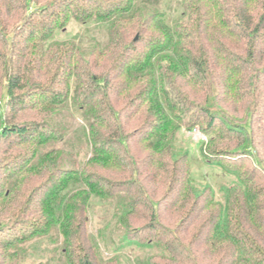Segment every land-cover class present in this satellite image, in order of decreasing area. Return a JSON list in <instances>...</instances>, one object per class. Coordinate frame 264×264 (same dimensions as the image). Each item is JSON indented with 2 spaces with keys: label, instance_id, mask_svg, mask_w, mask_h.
I'll return each instance as SVG.
<instances>
[{
  "label": "trees",
  "instance_id": "trees-1",
  "mask_svg": "<svg viewBox=\"0 0 264 264\" xmlns=\"http://www.w3.org/2000/svg\"><path fill=\"white\" fill-rule=\"evenodd\" d=\"M158 1L0 0V264H120L114 229L138 264H264V0ZM196 127L222 200L176 148Z\"/></svg>",
  "mask_w": 264,
  "mask_h": 264
},
{
  "label": "rangeland",
  "instance_id": "rangeland-1",
  "mask_svg": "<svg viewBox=\"0 0 264 264\" xmlns=\"http://www.w3.org/2000/svg\"><path fill=\"white\" fill-rule=\"evenodd\" d=\"M147 4L149 0H142ZM172 1H180V0H172ZM159 8H165L167 0H159L158 1ZM171 4V2H168ZM173 6V4H172ZM169 6L170 8H173ZM168 11V8L165 9ZM83 28H81L77 24H72L68 27L65 34H61L59 38L68 39V38H77L79 39V35L84 34ZM88 37L84 38L85 45L88 44ZM68 122L73 124V127H77L81 124L80 119L78 118H68ZM210 136L204 134L200 128L196 127L191 131H188L185 128H182L180 132L177 134V141L175 143L176 148L180 149L182 153H187L188 157L186 160V165L190 170V174H192L193 179L196 185L205 186L209 184L212 189L215 191L216 199L222 200L223 193L221 188L228 187L234 179L223 172L219 167H216L212 164L206 162L204 157L201 155L200 147H207L210 142ZM62 147V146H61ZM233 150V149H230ZM86 151V147L84 146L78 156H73L74 160L77 163L83 162L85 160L84 154ZM233 152V151H232ZM94 212L90 215V231L95 233L102 225L103 221L106 218H110L111 209L106 204H94L93 206ZM121 232L117 229L113 230L112 234L108 235V248L110 251H105L103 247L104 258H110L116 256L120 264H138L143 263L144 259L151 255L154 252L136 249L134 247L126 248L123 250H119L114 252L121 237ZM57 244H47L46 242H35L33 245L28 247V257L23 264H39L45 263L48 259L57 257V253L55 254V247ZM49 250V251H48ZM41 255V256H40ZM40 256V257H39ZM55 263V260L54 262Z\"/></svg>",
  "mask_w": 264,
  "mask_h": 264
}]
</instances>
